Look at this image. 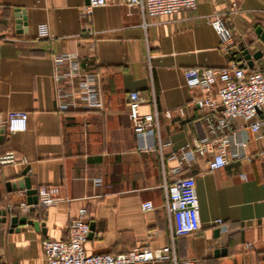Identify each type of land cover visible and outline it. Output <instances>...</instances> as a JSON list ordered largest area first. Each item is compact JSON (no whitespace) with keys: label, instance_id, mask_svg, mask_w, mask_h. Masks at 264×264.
I'll return each mask as SVG.
<instances>
[{"label":"crops","instance_id":"1","mask_svg":"<svg viewBox=\"0 0 264 264\" xmlns=\"http://www.w3.org/2000/svg\"><path fill=\"white\" fill-rule=\"evenodd\" d=\"M85 1L0 0V123L10 111L28 115L24 131H0V157L9 152L16 157L0 164V210H6L4 221L0 216V264H44L41 241L65 239L80 208L87 210L93 227L84 244L88 253L169 245L164 183L178 175L195 178L201 228L174 238L177 259L264 264V125L262 137L255 139L240 118L229 129L220 127L219 115L206 121V112L191 100L198 91L188 89L184 80L186 68L230 63L264 73V0H197L196 10L157 17L107 4L94 9L91 36L80 34ZM216 12L234 38L227 52L209 23ZM91 42L90 67L99 76L102 105L59 110L52 55L73 52L84 62ZM133 90L144 99L142 113L157 112L165 144L161 152L137 149L127 107V93ZM221 132L245 143L229 148L226 166L209 171L206 158L198 156L171 172L177 167L174 152L190 146L196 135L212 140ZM25 176L31 189L58 186L60 198L47 207L31 202L35 206L24 211L20 204L29 203L25 190L7 191L5 184ZM144 200H151L154 209L142 211ZM22 216L26 223L11 227L10 218ZM218 248L225 254L215 255Z\"/></svg>","mask_w":264,"mask_h":264},{"label":"built area","instance_id":"2","mask_svg":"<svg viewBox=\"0 0 264 264\" xmlns=\"http://www.w3.org/2000/svg\"><path fill=\"white\" fill-rule=\"evenodd\" d=\"M107 4L136 7L144 17L170 16L181 10L193 11L197 8V0H86L81 7V18L84 21L81 35L93 34L92 13L96 7ZM209 23L219 37L221 49L229 51L235 42L222 14L213 13ZM93 50L94 45L91 42L84 62H81L78 54L73 52L52 55L55 66L53 78L58 84L55 96L59 110L91 109L102 105L99 76L90 67ZM184 80L188 89L198 91V94L191 96V100L206 112L204 117L206 121L209 122L213 115H219L220 127L229 129L233 121L240 118L249 124L255 139L262 137L264 73L261 70L246 72L241 65L235 63L222 68L189 67L184 70ZM143 102L144 99L138 91L127 93L128 118L137 141V149L161 152L165 144L159 137L157 112L142 113L140 106ZM27 119L25 111H10L5 123L0 124L8 132H19L27 128ZM209 126L211 128V124ZM243 146L245 143L235 141L229 132H221L212 140L196 135L192 138L190 146L173 153L172 158L177 161V167L171 172H178L182 166L191 164L198 156L206 158L207 170L220 169L229 162L227 158L229 148ZM211 147H214V152L211 151ZM14 161L16 157L12 152L0 157V164ZM241 177L245 176L242 174ZM36 192L37 204L45 207L54 204L60 198V190L56 185H40ZM164 199L171 235L169 245L154 249L136 246L118 253H88L84 244L90 234V226L86 217L87 210L80 208L78 216L67 225L65 239L45 238L41 241L44 264H141L160 260L171 261L172 264H202L200 258L179 261L173 248L175 237L192 234L201 228L194 176L178 175L171 181H166ZM20 206L24 211H29L35 204L23 202ZM140 208L142 211H151L154 205L151 200H144L140 203ZM216 224L221 227L223 221L217 219ZM224 232L222 227L220 238Z\"/></svg>","mask_w":264,"mask_h":264},{"label":"water","instance_id":"3","mask_svg":"<svg viewBox=\"0 0 264 264\" xmlns=\"http://www.w3.org/2000/svg\"><path fill=\"white\" fill-rule=\"evenodd\" d=\"M14 15L16 16V27L20 28V26H22V19L20 18V16H21L20 9H16ZM18 31H20V29H18ZM261 37L264 39V32H261ZM242 55H245L244 56L245 59H248L250 56L246 49H244L242 51ZM0 131H3V127L0 128ZM27 171H28V167H26L23 170V174H26ZM5 187H6L7 191H11L12 189H14V190H16V189L25 190V192L28 195L29 203L37 202V195H35L36 190L30 188L29 178L27 176H25L21 179H17L15 181L6 182ZM32 195H34V196L32 197ZM0 216H2L1 219L4 221L6 218V210H0ZM18 222L21 224L26 223V216L11 217L10 218L11 227H14ZM92 230H93V227H92V225H90V234H91ZM225 252H226L225 248H218V249H215L214 253H215V255H218V254L224 255Z\"/></svg>","mask_w":264,"mask_h":264}]
</instances>
